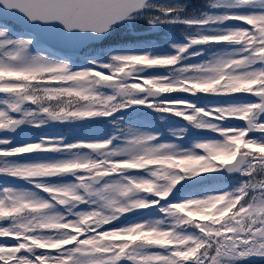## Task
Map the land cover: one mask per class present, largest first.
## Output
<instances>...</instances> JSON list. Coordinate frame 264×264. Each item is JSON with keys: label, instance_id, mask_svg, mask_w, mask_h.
I'll return each mask as SVG.
<instances>
[{"label": "snow or ice", "instance_id": "1", "mask_svg": "<svg viewBox=\"0 0 264 264\" xmlns=\"http://www.w3.org/2000/svg\"><path fill=\"white\" fill-rule=\"evenodd\" d=\"M264 262V0H0V264Z\"/></svg>", "mask_w": 264, "mask_h": 264}]
</instances>
